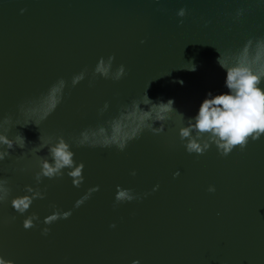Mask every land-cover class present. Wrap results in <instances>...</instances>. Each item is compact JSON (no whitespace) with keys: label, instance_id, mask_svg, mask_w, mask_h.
Segmentation results:
<instances>
[{"label":"water","instance_id":"water-1","mask_svg":"<svg viewBox=\"0 0 264 264\" xmlns=\"http://www.w3.org/2000/svg\"><path fill=\"white\" fill-rule=\"evenodd\" d=\"M217 50L264 69L262 0H0V119L26 144L0 161L10 189L0 202L3 264H264V136L227 156L214 146L189 154L175 113L157 132L137 108L146 94L193 116L208 92L227 91ZM109 56L112 72L125 68L119 80L96 71ZM40 135L70 145L84 165L79 187L67 170L37 184L29 149ZM28 187L44 198L20 214L10 201L31 197ZM31 215L34 227L23 228Z\"/></svg>","mask_w":264,"mask_h":264},{"label":"clouds","instance_id":"clouds-1","mask_svg":"<svg viewBox=\"0 0 264 264\" xmlns=\"http://www.w3.org/2000/svg\"><path fill=\"white\" fill-rule=\"evenodd\" d=\"M156 3H159V0H156ZM23 11L21 9V12ZM242 14L243 10H237L236 17L239 18ZM185 15V8H180L177 11L178 17L183 18ZM113 59L112 56H109L107 61L101 58L98 61L96 71H102L104 78L119 80L125 75V68L120 65L115 72H112ZM217 63L225 73L224 87L227 91L216 95L208 92L193 116L185 118L184 114L174 107V99H168L166 102H153L145 94L146 101L137 104V108L144 114L142 119L145 125L157 132L163 131L166 122L172 119L171 114L175 113L179 139L189 154L202 155L214 146L221 156H227L234 148L238 147L239 150L243 151L249 141H257L264 136V69L253 70L249 64L243 63L239 59L222 56L221 53L217 58ZM185 68L190 71L196 70L195 65L191 64ZM84 76V72L75 75L71 81L72 85L75 86L84 79ZM176 82L183 85L182 80ZM60 85L61 88L65 86L63 79L60 80ZM141 104L148 106V110H142ZM104 107L106 109L108 104L105 103ZM24 110V107L21 106L20 111L23 112ZM156 122H159V127H154ZM11 123V118L5 116L0 119V128H3L4 124L10 125ZM29 123L24 122L21 125L27 126ZM8 130L7 127L0 131V146L3 148L0 150V161L10 156L9 150L13 149L14 146L20 149H24L26 146L23 135L17 134L14 139H9L5 134ZM39 140L38 145L29 149L31 154L35 156L39 167V171L35 173L37 184L41 182L42 178L62 177L67 170L66 174L71 178L73 186L79 187L83 181L82 170L84 165L76 163L74 153L65 139L62 136H56L54 140L52 137L43 139L40 135ZM87 140L88 137L83 136L79 142L83 144ZM45 148H47L46 156L37 155ZM120 148L123 150L124 145H120ZM132 175H135V172ZM175 176H179V172ZM7 185L8 181L0 178V202L8 200L10 189ZM97 190L98 188L92 189V191ZM155 190L154 188L153 191ZM27 191L32 193L31 197L27 195L15 197L10 201L12 208L20 214H24L29 209L34 199L44 198V194L39 190L33 191L31 187H28ZM207 191L214 192L215 188L209 186ZM123 197H125V192L121 191L117 202ZM137 198L134 194H129L126 197L127 201ZM82 202V200H78L76 207H79ZM70 215V212H65L62 218L66 219ZM57 218V216H49L44 223ZM12 219L14 220L15 217ZM36 220H38L36 215L29 216L24 220L23 228L34 227L33 222ZM110 227L114 228L115 225H110ZM48 232L49 228L46 227L42 230V235H47ZM0 264H3L2 260H0ZM132 264H139V261H133Z\"/></svg>","mask_w":264,"mask_h":264}]
</instances>
